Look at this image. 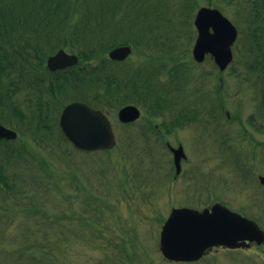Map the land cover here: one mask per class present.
<instances>
[{"label": "rangeland", "instance_id": "374dc122", "mask_svg": "<svg viewBox=\"0 0 264 264\" xmlns=\"http://www.w3.org/2000/svg\"><path fill=\"white\" fill-rule=\"evenodd\" d=\"M245 1L194 0L192 4L193 0H140L134 5L135 14L142 18L137 31L145 37L147 44L140 45L125 65L112 66L111 69L117 73L132 70L147 74L164 65L179 68L182 62L189 63L191 67L188 71L181 70L187 76L186 88L203 104L204 112L200 120L210 124L212 121L213 125L205 128L207 134H204L203 125H189L168 135L166 142L153 136L151 144L156 143L149 153H145L144 159L131 154L132 150H124V157L117 152L122 151L120 145L110 153L93 155L92 159H86L91 164L85 163L84 169L77 167L78 191L71 193L68 192L67 179L73 173L68 163L61 164L54 154L48 160L45 150H37L42 147H37L32 136L26 132L24 136L28 144L37 148L30 149L31 155L42 163L49 161V165H43L39 172L32 168V176L42 175L41 190L49 195L37 192L40 189L32 187L31 182L25 195L8 194L0 188V264H176L163 262L158 247L159 234L171 207L187 205L203 208L217 200L232 210L257 218L264 228V187L259 183V176H264V110L260 116L257 98L260 91L257 92L254 85L242 79L246 75L245 60L250 44L247 33L256 27L252 24V11L245 8ZM79 2L76 0L75 3ZM210 4L212 7L219 6L239 29L234 62L223 74L211 58L203 64H197L193 58L198 37L195 16L201 7H209ZM157 9L160 15H155ZM63 29L62 34L73 35L71 29ZM119 32L122 34L120 29ZM111 33L116 35L113 31ZM79 36L83 37H78L79 40H85L89 38V33ZM81 49L82 46H76L77 51ZM162 75L161 80H167L166 74ZM178 104L181 106L180 100ZM209 112L214 114L211 116ZM143 114L147 117L146 111ZM253 115L255 127L249 123ZM112 120L121 141L124 137L122 128L118 126L116 117ZM163 121V117L154 118L156 124ZM215 131H218L217 135L213 134ZM58 136L56 132L51 139L54 141L49 144H56ZM167 142L176 148L181 143L188 156V160L182 163V173L174 192L170 180L175 176V169H172L173 155ZM22 145V142L16 141L13 147L19 150ZM225 146L231 149L224 152ZM1 162L8 163V160L5 157ZM101 162L104 163L101 165ZM24 163L28 161H13L19 173V182L23 179ZM96 168H101L103 174L101 172L97 177L95 172L93 175ZM126 169L134 173L125 176ZM90 176L92 180L96 177L97 183L102 179L106 189L103 190V198L97 197L100 196L97 194L100 191L98 184L94 186L96 189H91L96 191L95 196L87 191L89 187L81 183L80 179L89 180ZM20 189L21 184H18L16 190ZM8 196H12L11 199L3 200ZM57 201L69 208L71 215H75L73 219L55 216V211L59 210L56 208ZM80 201L93 207L91 213L88 211L83 218L76 213ZM34 202L38 206L32 211L35 219L29 218L26 210V206H34ZM57 220H60L57 224H50ZM44 221L47 223L44 224ZM45 230L47 232L43 234ZM63 231L66 233L64 239ZM43 235L48 237L47 240L41 239ZM42 243L46 249H41ZM112 246L118 247L122 253H117V248L112 249ZM201 262L197 264H264V246L235 254L220 249Z\"/></svg>", "mask_w": 264, "mask_h": 264}, {"label": "trees", "instance_id": "16d2710c", "mask_svg": "<svg viewBox=\"0 0 264 264\" xmlns=\"http://www.w3.org/2000/svg\"><path fill=\"white\" fill-rule=\"evenodd\" d=\"M64 1L0 0V122L20 130L28 126L51 131L58 126L63 105L74 98L112 111L118 106L138 103L132 98L139 94L138 100L147 110L165 111L169 99L165 98V91L158 88L160 68L147 74L130 70L119 74L100 63L97 67L85 65L55 74L47 72L46 57L59 48L76 50L77 45H85L87 48L79 51L84 65L98 52L130 44L138 48L145 40L137 31L139 23L131 21L129 35L108 38L106 43L102 36L106 22L101 1L85 6L73 5L72 2H67V5ZM92 6L94 11H91ZM82 7H86L84 11L78 9ZM249 9L254 17L252 24L256 27L247 33L250 44L245 60L246 79L256 77L261 80L264 78V0H252ZM119 10V6L117 11L111 7L113 17L110 19H114V24L119 20L118 27L126 31V18H119ZM63 27L71 29L73 35L62 34ZM78 33H89V38L79 40ZM60 35L64 36L56 38ZM181 70L167 71L173 83L180 75L183 77ZM27 73L28 77L25 76ZM25 90L33 92L27 106L20 100ZM262 96L264 99V92ZM10 145L12 142L0 141V184L12 190L13 178L6 174L5 164L24 155L23 149L17 150ZM5 157L8 163L1 162Z\"/></svg>", "mask_w": 264, "mask_h": 264}, {"label": "water", "instance_id": "95a60500", "mask_svg": "<svg viewBox=\"0 0 264 264\" xmlns=\"http://www.w3.org/2000/svg\"><path fill=\"white\" fill-rule=\"evenodd\" d=\"M195 25L199 37L194 48V57L203 62L211 55L222 71L233 60L232 46L238 31L219 10L203 8L196 17ZM131 53L128 47L114 50L110 56L115 60H124ZM78 62L76 56H70L61 50L51 57L48 66L52 71L72 66ZM140 117V111L134 106L121 110L120 119L132 122ZM60 125L66 136L78 149L95 151L111 149L116 144L115 134L108 118L84 103L68 105L60 118ZM16 139L17 133L0 125V139ZM177 172L181 171V160L186 155L182 147L174 149ZM264 184V178H261ZM247 241L264 243V232L256 222L237 214L221 204L211 210L199 212L183 208L173 210L163 228L161 247L165 256L175 261H194L215 246L240 248L249 246Z\"/></svg>", "mask_w": 264, "mask_h": 264}, {"label": "flooded vegetation", "instance_id": "af4514ba", "mask_svg": "<svg viewBox=\"0 0 264 264\" xmlns=\"http://www.w3.org/2000/svg\"><path fill=\"white\" fill-rule=\"evenodd\" d=\"M166 262H168L167 260H165Z\"/></svg>", "mask_w": 264, "mask_h": 264}]
</instances>
